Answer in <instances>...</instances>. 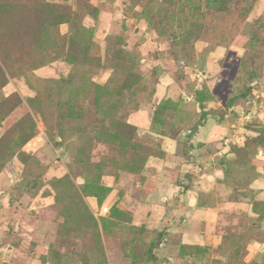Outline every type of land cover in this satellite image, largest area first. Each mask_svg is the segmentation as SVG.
Here are the masks:
<instances>
[{"label": "rangeland", "instance_id": "1", "mask_svg": "<svg viewBox=\"0 0 264 264\" xmlns=\"http://www.w3.org/2000/svg\"><path fill=\"white\" fill-rule=\"evenodd\" d=\"M0 264H264V0H0Z\"/></svg>", "mask_w": 264, "mask_h": 264}]
</instances>
